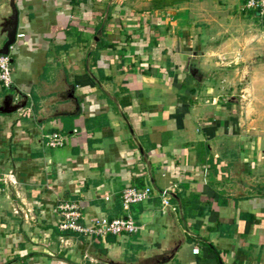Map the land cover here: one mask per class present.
Wrapping results in <instances>:
<instances>
[{
	"label": "crops",
	"instance_id": "1",
	"mask_svg": "<svg viewBox=\"0 0 264 264\" xmlns=\"http://www.w3.org/2000/svg\"><path fill=\"white\" fill-rule=\"evenodd\" d=\"M243 2L0 0V48L17 14L0 264H264V196L249 190L264 180V12ZM129 186L153 196L125 211ZM58 199L85 224L141 229L88 244L57 230Z\"/></svg>",
	"mask_w": 264,
	"mask_h": 264
},
{
	"label": "built area",
	"instance_id": "2",
	"mask_svg": "<svg viewBox=\"0 0 264 264\" xmlns=\"http://www.w3.org/2000/svg\"><path fill=\"white\" fill-rule=\"evenodd\" d=\"M241 11L264 12V0H244ZM19 35L18 37H21ZM12 65L9 54H0V87L9 89L12 86ZM21 111L20 109H18ZM66 137L59 132H51L45 136V145L51 149H58L65 144ZM11 176V175H9ZM153 196V189L149 186H129L121 192V204L125 211L133 205L141 204L150 200ZM160 201V212L165 214L171 207L172 188H164L158 193ZM57 217L56 227L62 233H71L86 238L88 244H92L96 238H104L108 235H134L141 227L136 224L130 215L116 218L111 221L95 220L89 224L81 222L82 216L79 205L76 202H64L61 199L56 201L53 209ZM27 217V216H25ZM198 253V250H194Z\"/></svg>",
	"mask_w": 264,
	"mask_h": 264
},
{
	"label": "water",
	"instance_id": "3",
	"mask_svg": "<svg viewBox=\"0 0 264 264\" xmlns=\"http://www.w3.org/2000/svg\"><path fill=\"white\" fill-rule=\"evenodd\" d=\"M12 6H13V0H12ZM12 23L7 29L6 33V40L4 44L0 48V54L1 55H7L9 53V48L15 43L16 40V20H17V14L16 10L14 9L13 11V16L11 18ZM17 111V107H12V108H3L0 107V114H5V113H11ZM250 192H252L255 196H264V180L261 181L260 183H256L255 185H251L249 187Z\"/></svg>",
	"mask_w": 264,
	"mask_h": 264
},
{
	"label": "trees",
	"instance_id": "4",
	"mask_svg": "<svg viewBox=\"0 0 264 264\" xmlns=\"http://www.w3.org/2000/svg\"><path fill=\"white\" fill-rule=\"evenodd\" d=\"M152 4L156 8L171 7L178 3L185 2L187 0H151Z\"/></svg>",
	"mask_w": 264,
	"mask_h": 264
},
{
	"label": "rangeland",
	"instance_id": "5",
	"mask_svg": "<svg viewBox=\"0 0 264 264\" xmlns=\"http://www.w3.org/2000/svg\"><path fill=\"white\" fill-rule=\"evenodd\" d=\"M6 90H8V89H6ZM131 257H133V256H131ZM131 257H129V258H131Z\"/></svg>",
	"mask_w": 264,
	"mask_h": 264
}]
</instances>
